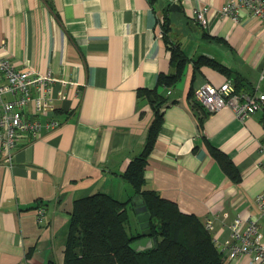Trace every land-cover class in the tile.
<instances>
[{
	"label": "crops",
	"instance_id": "crops-1",
	"mask_svg": "<svg viewBox=\"0 0 264 264\" xmlns=\"http://www.w3.org/2000/svg\"><path fill=\"white\" fill-rule=\"evenodd\" d=\"M225 1L180 0L178 10L168 0H0V38L18 67L52 72L61 121L21 144L10 164L0 151V264H62L75 198L98 191L121 200L132 195L121 174L140 152L152 119L137 89L155 86L158 73L172 70L164 16L170 40L188 57L211 56L236 72L242 88L264 93V20L245 9L238 22L220 17ZM201 5L209 8L205 27L192 17ZM226 79L232 80L206 65L193 74L192 60L185 63L180 80L166 89L170 101L144 188L184 212L212 217L223 264H258L249 254L229 255L228 224L238 213L260 212L264 108L239 119L224 106L200 121L187 98L190 88ZM208 143L230 156L239 182L222 171ZM260 222L264 228V216Z\"/></svg>",
	"mask_w": 264,
	"mask_h": 264
},
{
	"label": "trees",
	"instance_id": "trees-1",
	"mask_svg": "<svg viewBox=\"0 0 264 264\" xmlns=\"http://www.w3.org/2000/svg\"><path fill=\"white\" fill-rule=\"evenodd\" d=\"M168 7V4L165 8ZM169 19L163 17L161 30L169 49V64L172 70L160 72L153 87L137 89L138 99H145L152 111L142 148L128 162L121 174L133 192L121 200L109 193L98 191L77 197L70 210L62 250V264H223V251L217 246L212 231L203 219L194 213L182 211L178 205L163 198L154 189H145V170L150 154L163 122V106L169 100L166 89L180 80L184 65L190 59L193 74L203 65L226 75L234 81L237 90L242 80L236 72L221 61L204 54L190 58L178 42L170 40ZM208 39L221 41L219 37L205 34ZM194 76V75H193ZM193 81V80H192ZM165 89V90H164ZM187 98L200 121L209 111L196 99L190 88ZM210 155L222 171L234 182L241 180L240 172L230 156L213 144L207 145ZM139 195L150 213L148 228L154 237V244L142 250H135L130 242L139 236L126 231L128 204L132 197ZM155 219V220H154ZM47 264H56L50 260Z\"/></svg>",
	"mask_w": 264,
	"mask_h": 264
},
{
	"label": "built area",
	"instance_id": "built-area-1",
	"mask_svg": "<svg viewBox=\"0 0 264 264\" xmlns=\"http://www.w3.org/2000/svg\"><path fill=\"white\" fill-rule=\"evenodd\" d=\"M169 3L180 0H168ZM241 9L264 20V0H226L221 6L220 17L240 21ZM208 6L198 7L192 17L205 27L208 22ZM55 77L51 71L18 67L8 52V46L0 38V151L2 162L10 164L13 153L21 144L31 142L42 134V130L53 129L61 121L57 118L58 106L52 94ZM194 95L208 111L229 107L239 119H244L258 109L264 108V93L257 90H237L234 82L226 79L218 85L202 83ZM264 147V143L261 144ZM264 171V159L258 163ZM260 209L258 216L238 213L228 224L229 255L237 253L251 255V260L264 264V228L260 217L264 216V188L256 195ZM212 231L213 218L203 221ZM215 239V238H214ZM216 242V240H215ZM227 242V241H226ZM223 251V249H220Z\"/></svg>",
	"mask_w": 264,
	"mask_h": 264
},
{
	"label": "water",
	"instance_id": "water-1",
	"mask_svg": "<svg viewBox=\"0 0 264 264\" xmlns=\"http://www.w3.org/2000/svg\"><path fill=\"white\" fill-rule=\"evenodd\" d=\"M170 8L180 10V5L176 2H172L170 3ZM129 207L133 209L140 229L139 232H136L139 234V236L130 242V246L135 250H142L150 247L155 242L154 237L150 235V231L148 228L150 213L146 209V205L142 203L140 196L136 195L130 200Z\"/></svg>",
	"mask_w": 264,
	"mask_h": 264
},
{
	"label": "rangeland",
	"instance_id": "rangeland-1",
	"mask_svg": "<svg viewBox=\"0 0 264 264\" xmlns=\"http://www.w3.org/2000/svg\"><path fill=\"white\" fill-rule=\"evenodd\" d=\"M131 211L128 208L129 218H128V222L126 223L125 227H126V231L129 234H135L136 232H139L140 229H139V225H138V221H137L136 215L133 214V212H131Z\"/></svg>",
	"mask_w": 264,
	"mask_h": 264
}]
</instances>
